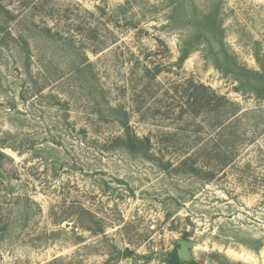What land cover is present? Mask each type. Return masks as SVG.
Masks as SVG:
<instances>
[{
	"label": "rangeland",
	"instance_id": "1",
	"mask_svg": "<svg viewBox=\"0 0 264 264\" xmlns=\"http://www.w3.org/2000/svg\"><path fill=\"white\" fill-rule=\"evenodd\" d=\"M0 153V264H264V0H0Z\"/></svg>",
	"mask_w": 264,
	"mask_h": 264
},
{
	"label": "trees",
	"instance_id": "2",
	"mask_svg": "<svg viewBox=\"0 0 264 264\" xmlns=\"http://www.w3.org/2000/svg\"><path fill=\"white\" fill-rule=\"evenodd\" d=\"M186 54L187 53H183V56H182V58H181V60L183 61L185 58H186ZM148 73H149V71H148ZM214 97H216V98H218L217 97V95L215 94L214 95ZM191 98V100L192 101H194V96H191L190 97ZM190 102V101H189ZM199 101L197 100V103H198ZM134 140H135V142L136 143H142L143 141L139 138V137H137L136 135H134ZM144 142H146V143H148L149 144V140L148 139H146ZM4 156L0 153V160L3 158ZM9 223L7 222V223H4V227L2 226L1 228H0V230L3 232V233H8L9 234V225H8ZM8 225V226H7ZM187 235L185 236V239H187ZM170 264H181L180 262H179V260H178V257L176 256V255H174L173 256V259L171 260V263Z\"/></svg>",
	"mask_w": 264,
	"mask_h": 264
},
{
	"label": "water",
	"instance_id": "3",
	"mask_svg": "<svg viewBox=\"0 0 264 264\" xmlns=\"http://www.w3.org/2000/svg\"><path fill=\"white\" fill-rule=\"evenodd\" d=\"M180 258H188L191 255V251L194 249L193 243L187 240L178 241Z\"/></svg>",
	"mask_w": 264,
	"mask_h": 264
}]
</instances>
